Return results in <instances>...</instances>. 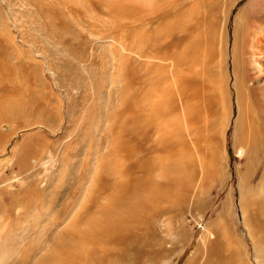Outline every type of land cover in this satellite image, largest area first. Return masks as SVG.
<instances>
[{"label": "rangeland", "instance_id": "374dc122", "mask_svg": "<svg viewBox=\"0 0 264 264\" xmlns=\"http://www.w3.org/2000/svg\"><path fill=\"white\" fill-rule=\"evenodd\" d=\"M20 4V0H0V264H62L58 257L66 242L62 227L76 220L81 207L90 205L87 199L92 197L98 172L104 168L113 187L120 181L127 183L121 174L131 167L134 178L143 177L148 186L161 188L165 183L162 175L171 163L163 149L176 152L179 135L168 136L161 123L162 89L156 94L148 87L128 89L125 82L129 77L105 71L115 49L93 50L96 59L89 61V45L74 48L61 42L59 36L45 32L26 15V7L21 10ZM17 29L22 30V39ZM29 46L38 53L20 56L19 50ZM101 55L106 63L100 62ZM47 66L55 74L49 73ZM232 128L233 124L229 125L221 145L222 173L202 187L197 181V195L181 204L162 199L153 208L149 206L148 218L132 223L126 239L103 241L99 234L86 231L83 221L75 223V230L66 227L78 238L85 240L87 234L94 245L85 241L74 247L81 258L78 263L95 264L86 256L104 254L101 264H188L196 249L208 242L203 243V228L211 230L219 222L225 200L233 194V206H226L230 214H225V233L232 235L234 251L240 254L235 264H264V253L255 243L257 234L250 236L241 224ZM116 131L122 140L136 146L124 149L122 159L117 152L125 144L119 146V139L115 141ZM202 136V145L197 143L200 152L207 151ZM194 153V160L202 157ZM136 181L131 189L136 188ZM112 187L92 202L106 204L104 200L115 195Z\"/></svg>", "mask_w": 264, "mask_h": 264}, {"label": "bare ground", "instance_id": "6f19581e", "mask_svg": "<svg viewBox=\"0 0 264 264\" xmlns=\"http://www.w3.org/2000/svg\"><path fill=\"white\" fill-rule=\"evenodd\" d=\"M21 2V10L25 6L26 15L45 32L59 36L61 42L74 48L89 45V61L96 59L97 54L93 50L100 53L101 50L108 51V48L115 49L107 59L108 67H103L105 71L116 72L118 77H129L125 82L128 89L132 86L148 87L155 94L156 90L162 89L161 123L168 136L179 135L176 143L178 155L174 154V148L163 149L166 158H171L161 178L165 180L163 189V185L160 188V185H154L155 182H151L154 186L151 183L148 186L146 183L149 181L137 176L136 188L131 189L136 180L131 167L125 168L121 174L127 183L120 184V181L113 187L104 168L100 170L103 173L98 172L95 185L91 187L92 197L87 199L90 205L79 209L75 215L77 221L72 219L74 222L62 227L66 234L63 236L66 242L61 245L63 251L58 256L63 260L62 264H79L81 258L75 254L74 248L79 244L86 241L88 246L94 247L87 234L85 240L74 235L75 223L83 221L86 231L99 234L103 241L119 242L132 229V223L148 218L145 215L150 210L149 206L153 208L162 199L171 204H181L197 195L194 191L198 189L197 181L202 187L222 173L221 145L231 124L238 162L235 188L241 224L250 236L253 232L257 234L255 243L264 253V0ZM83 25L89 27L86 29ZM21 31L17 29L22 39ZM11 39L8 36L10 44ZM22 45L24 47L25 44ZM29 47L19 50V55L26 54L29 58L32 52L38 53L35 47ZM103 60L106 63L101 55L100 62ZM47 69L55 74L50 66ZM140 76L144 78H136ZM120 135L116 131L115 141L119 139V146L125 144L117 152L122 159L124 149L132 148L133 144L128 139L122 140ZM201 136L207 144V151L200 152ZM194 151L201 153L202 157L197 156L198 159L194 160L191 155ZM132 152L130 150L129 154ZM197 171L201 174L199 179ZM109 187L115 195L104 200L106 204L99 206L97 200L92 202ZM232 195L225 200L219 222L214 223L211 230L203 228V243L206 239L208 242L206 246L202 243L203 248L200 245L196 249L188 264L236 263L240 254L234 251L232 235L225 233V214L226 217L230 214L226 213V206H233ZM95 203L97 206L93 208ZM66 227L72 230L66 231ZM222 233L225 235L220 238ZM96 237H93L95 241ZM101 256L105 257L104 254ZM100 257L86 256L95 264H101Z\"/></svg>", "mask_w": 264, "mask_h": 264}]
</instances>
